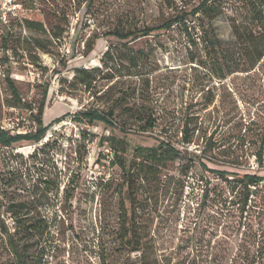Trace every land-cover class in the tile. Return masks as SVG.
I'll list each match as a JSON object with an SVG mask.
<instances>
[{
    "label": "rangeland",
    "instance_id": "374dc122",
    "mask_svg": "<svg viewBox=\"0 0 264 264\" xmlns=\"http://www.w3.org/2000/svg\"><path fill=\"white\" fill-rule=\"evenodd\" d=\"M200 1L12 0V12L0 14V128H36L12 106L8 74L28 107L48 87L45 125L64 117L38 143L0 146V264L17 262L12 235L27 264H264V181L247 187L236 176L264 177V0H214L215 15H194ZM177 16L188 30L161 27ZM148 27L130 42L112 34ZM35 40L46 53L30 55ZM109 49L107 78L66 94L74 70L101 66ZM112 106L126 134L72 118ZM109 136L127 143L121 165ZM161 141L179 157L145 169L134 150ZM12 204L34 232L15 233Z\"/></svg>",
    "mask_w": 264,
    "mask_h": 264
},
{
    "label": "trees",
    "instance_id": "16d2710c",
    "mask_svg": "<svg viewBox=\"0 0 264 264\" xmlns=\"http://www.w3.org/2000/svg\"><path fill=\"white\" fill-rule=\"evenodd\" d=\"M92 0H89L91 2ZM192 13L195 15L197 13H202L205 16H213L217 13L216 9V3L214 0H201L197 7H195L192 10ZM26 27L29 30H36L41 33H46V30L43 26V23L40 21L36 22L32 20H25ZM174 25H179L183 29L188 30L185 17L182 16H177V17H172L165 21L161 25L162 28L164 29H170ZM154 30L153 27H148L143 29L142 31H134V32H119V31H114L112 34L117 36L118 38L125 40L129 39L130 41H134L137 38L143 36V35H150L151 32ZM61 33H53L51 34V37L54 39H59L61 37ZM262 35L258 36L261 37ZM8 39L5 38L2 43V47L4 48V51L8 50ZM39 48L42 52L46 53V48L41 47L40 43L38 40L34 41V45L32 46V49H29L28 51L30 55H34L35 50ZM110 55V49L106 51L103 54V57L101 59V66H93L90 68H85V67H80L76 68L74 70V75L71 79V81L68 84V87L70 91H68L66 94L70 93H75V91L79 90V87H83L84 90H91L93 87H95L94 84L98 82L99 79H104L107 78V74L103 69H109L111 66L105 61V58ZM264 55V47L260 51L258 59L262 58ZM9 62V60H7ZM111 69V68H110ZM6 82H7V87L8 90L11 93L12 101L14 107L20 108V110H26L27 112H30V118L32 122L36 123V128L33 130H28L25 132H17V133H12L8 130L1 129L0 128V146L1 147H11L13 144L19 143V142H32V143H38L40 142L47 134L48 130L51 128L53 122L58 123L61 120H63L64 117H58L52 121V123L45 125L43 121V115H44V109L46 106L47 98H48V87H46L43 91V96L40 100V103L37 107L30 106L29 107L26 105V103L23 102V98L21 96V93L15 83V79L10 76L9 74L6 76ZM61 82H67L66 80L61 79ZM118 103H115V105ZM114 106L110 107L108 110H103L99 109L96 107H90V108H83L76 113L73 114V120L81 125L93 127L96 126L97 124H103L105 126L111 127L112 129L119 128V131H123L125 134L126 132V127L121 125V127L117 126V121H116V116L114 112ZM36 112V113H35ZM66 116V115H63ZM153 127V123H149V128ZM107 140H110L112 144H118L119 147L116 148L115 150V155L114 158H119L120 165H121V157L119 155V152L121 151V145L123 147L127 146V143L124 139L118 138L116 136H109L107 137ZM187 142H189V139H186ZM264 140V138H263ZM264 142V141H263ZM135 155H139L143 159L142 164H147L145 165L146 168H150L152 165L157 166V167H165L166 164L170 161H174L179 157V150L172 146L171 144L167 143L166 141H161L158 146L156 147H137L134 150ZM261 159V155L259 156ZM122 166L125 167V163L122 162ZM203 167L206 168V165H203ZM140 171V168H139ZM221 174L222 176H225L229 174L227 171H215ZM135 174L133 164H131L126 172L127 176V183H126V193L128 192L129 197L133 193V187H132V181H133V176ZM240 179H242L243 182H245L247 187H254L256 188L257 185H259L261 182L264 181V177L261 175H256V174H251V173H243V174H237ZM250 195V189H248L247 194H246V199H245V205H247L248 198ZM8 212H11L13 215H15V220H16V226H15V233L23 231L24 233H31L36 230V226L32 222L31 225L26 226L23 218L20 217L18 214L19 211V206L16 204H12ZM126 244L132 248L133 251H138L139 250V243L137 240L129 236L126 239ZM11 247L12 251L15 254V257L17 259L16 264H27V253L22 252L19 250L18 245L14 241V235L11 236Z\"/></svg>",
    "mask_w": 264,
    "mask_h": 264
},
{
    "label": "built area",
    "instance_id": "2783aa9c",
    "mask_svg": "<svg viewBox=\"0 0 264 264\" xmlns=\"http://www.w3.org/2000/svg\"><path fill=\"white\" fill-rule=\"evenodd\" d=\"M13 10L12 0H0V14L3 17H6L9 12Z\"/></svg>",
    "mask_w": 264,
    "mask_h": 264
}]
</instances>
